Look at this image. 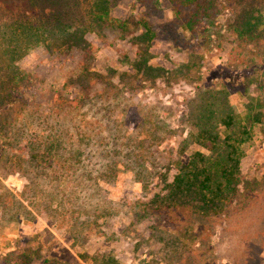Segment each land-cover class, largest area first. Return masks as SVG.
Instances as JSON below:
<instances>
[{"label":"rangeland","instance_id":"obj_1","mask_svg":"<svg viewBox=\"0 0 264 264\" xmlns=\"http://www.w3.org/2000/svg\"><path fill=\"white\" fill-rule=\"evenodd\" d=\"M40 3L0 0V63L6 71L18 67L33 77L13 114L27 132L6 157L0 137V264H104L103 256L116 264H180V250L169 253L176 236L204 264L214 259L231 264V258H221L226 253L264 264V124H254L242 145L250 208L239 234L213 236L208 218L190 206L154 205L151 222L133 216L127 206L159 192V163L173 177L175 162L188 163L198 149L209 152L195 138L182 144L188 131L198 129L192 121L203 112L202 103L222 106L228 100L243 115L251 97L264 94V0ZM59 7L66 29L82 33L86 42L70 45L62 32H34L18 21ZM104 9L106 20L92 21ZM220 90L227 97L217 99L213 93ZM54 128L65 133L61 156L81 152L73 180L58 195L76 193L80 199L58 211L59 198L50 208L43 198L37 204L35 197L57 188L49 179V162L31 159L36 150L24 148L23 141ZM145 139L143 144L153 142L155 148L144 153L140 166L131 147ZM77 214L84 226L76 224ZM152 223L166 239L152 236Z\"/></svg>","mask_w":264,"mask_h":264},{"label":"trees","instance_id":"obj_2","mask_svg":"<svg viewBox=\"0 0 264 264\" xmlns=\"http://www.w3.org/2000/svg\"><path fill=\"white\" fill-rule=\"evenodd\" d=\"M35 2L37 7L40 6V0H35ZM57 11L51 14L47 13V15L36 12V16H23L18 21L30 24L34 32L42 31L45 34H60L62 32L61 36L70 45L86 42L82 33H71L66 29L67 19L65 18V13L60 7ZM107 16L108 11L104 9L95 12L91 17L94 18L92 21L103 22ZM145 23L148 25L147 22ZM119 24L120 27L125 26L124 22ZM261 74V77H263L264 72ZM257 75L251 81L255 82L258 79ZM32 78L28 72L18 67L8 68L6 71L5 67L0 63V137L5 138L3 157L7 156L8 151H15L13 149L14 141L20 142L19 140L28 130V128L21 129V127L16 125V118L13 114L14 106L19 100L18 97H21L23 91L31 86L33 83ZM222 93H226V95L223 94L218 97ZM213 94L217 99H220L223 96L227 97L228 91L220 90ZM207 101L202 103L201 111L203 112L192 121V124L198 129L194 132L188 131L184 135L185 139L182 144L183 148H185L191 138H195V142H198L202 148L207 149L209 152L198 149L191 155L188 163L175 162L178 171L173 177L169 176L170 173L166 171L168 168L167 164L159 163L157 166L159 167L158 172L161 173L160 190L150 199L130 202L127 206L133 216H139L141 219H147L151 222L150 208L154 205L158 206L160 204V206L163 205L172 209L180 206H190L208 218L213 236H223L228 232L236 234L243 229L242 227L240 229V223L250 206L249 199L244 192L246 188L244 187L241 170L242 145L251 138V129L254 124H264V94L251 97L247 112L243 115L233 108L228 100L223 102L222 106H217ZM9 115L11 118L7 119ZM169 130L168 133L174 132L175 135L174 129ZM64 135L65 133L60 131V128H54L50 133L43 132L42 135L35 134L34 136L23 138V141H26L24 148L36 150V152L29 155L31 159L39 160L37 163L44 162L45 165L49 162V172H53V174L49 173V179L54 185L53 187L57 188L56 193L50 191L46 196L35 197L39 206L43 204V200L49 203L48 208L51 205L53 206L57 198H59L58 195L65 191L63 189L65 181L70 183L73 180L71 176L74 175L73 172H76L79 165L76 156L81 154L80 151H70L68 156H66V153L61 156L62 138H64ZM151 139L154 141V137H151ZM165 140L163 137L161 142L163 143ZM146 141L148 139L140 140L136 146L131 147L134 152H137L136 156L140 160V166L145 163L144 153L149 150L153 151L155 148L153 142L147 145L143 144ZM21 150L22 148L19 153H21ZM17 157L20 161L22 160L20 156ZM143 176L146 178V175ZM66 196L62 194L59 198L56 211L60 208H65L69 204H76L80 199V196L76 193ZM74 217H76V224L82 225L83 223V226L86 224V221H80L81 217L79 214ZM152 226V236L155 239L156 237L157 239H166L165 234L162 232H160L161 234L158 233L156 224L152 223ZM182 238L181 236H176L175 239L179 240L170 242L169 253L176 256L177 249L180 250L176 257L181 262L180 264H204L198 258L200 253H197V257L190 255V250H187V245H185ZM178 247L181 248L179 249ZM200 250L198 243L195 251L199 252ZM228 255L231 256H227L226 253L221 258H231V264H252V261H247V258H244L242 254L228 253ZM217 260L214 259L210 264H217ZM100 261L104 264H116V260L105 256L101 257Z\"/></svg>","mask_w":264,"mask_h":264}]
</instances>
